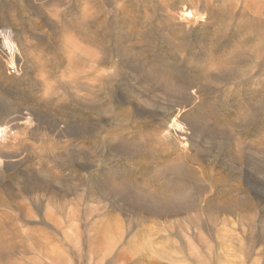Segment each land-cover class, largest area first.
Instances as JSON below:
<instances>
[{
    "label": "rangeland",
    "instance_id": "374dc122",
    "mask_svg": "<svg viewBox=\"0 0 264 264\" xmlns=\"http://www.w3.org/2000/svg\"><path fill=\"white\" fill-rule=\"evenodd\" d=\"M0 264H264V0H0Z\"/></svg>",
    "mask_w": 264,
    "mask_h": 264
},
{
    "label": "bare ground",
    "instance_id": "6f19581e",
    "mask_svg": "<svg viewBox=\"0 0 264 264\" xmlns=\"http://www.w3.org/2000/svg\"><path fill=\"white\" fill-rule=\"evenodd\" d=\"M255 2V1H254ZM250 4V3H249ZM262 5V4H261ZM236 6V5H235ZM263 6V5H262ZM255 7V6H254ZM259 7H260V5H259ZM257 10V9H256ZM258 12V11H257ZM260 14V13H259ZM258 15V14H257ZM256 15V16H257ZM261 15V14H260ZM262 17V16H261ZM211 43H212V40H211ZM212 63V62H211ZM3 136V135H2ZM164 150H162L161 152H163ZM167 151V150H166ZM165 151V152H166ZM165 152H163V153H165ZM167 153V152H166ZM170 153V152H169ZM157 158V157H156ZM200 158H199V156L197 155V154H195V155H189V154H186V152H174V153H172L171 155H166V156H164V157H161V158H157V159H155L154 161H151L150 162V164L151 165H155V161H160L161 160V162L162 163H164V164H169L170 162L172 163V164H180V165H185V167H187V168H189V169H191L190 168V165H194L195 163H197V161L199 160ZM171 169H167V168H163L161 171H162V173L163 174H166V173H168L169 171H170ZM188 170V169H187ZM192 170V169H191ZM196 171H198V170H196ZM200 175H204L203 174V172H200ZM206 181V180H205ZM180 182V181H179ZM208 182V181H207ZM183 183V185H184V182H182ZM151 185H149V187H150ZM152 187L154 188H156V190H157V192L159 193V194H164V193H167L166 191H165V189H164V187H165V185H164V187H163V185H161L160 183H157L156 182V184H152ZM181 187H182V185H181ZM184 187V186H183ZM200 187V186H199ZM213 187H215V185H214V183H213V185H210V188H211V190H212V188ZM147 188V187H146ZM147 189H149V188H147ZM152 188H150L149 190L150 191H152L151 190ZM180 189H182V188H180ZM179 189V190H180ZM155 190V189H154ZM170 190H175V188L174 189H170ZM177 190V189H176ZM167 191H168V189H167ZM181 191H183V189L181 190ZM194 191V190H193ZM156 192V191H155ZM156 192V193H157ZM170 192V191H169ZM168 192V193H169ZM215 192V191H214ZM152 193H153V191H152ZM157 193V194H158ZM153 196V195H152ZM194 196V195H193ZM215 196H216V194H215ZM212 197V196H211ZM215 198V197H214ZM217 198H218V196H217ZM162 199V198H161ZM161 199H159V200H161ZM164 199V201H165V198H163ZM200 199V198H199ZM198 199V200H199ZM163 201V200H162ZM163 201V202H164ZM165 203V202H164ZM180 205V204H179ZM186 205H187V203H186ZM173 206V205H172ZM181 206V205H180ZM178 207V206H176V207H178V209L177 208H169V209H165L163 212H162V210H161V212L163 213V215H178V214H182V213H186V212H189V211H193V210H195V207L194 206H188V207ZM184 206V205H183ZM223 206V205H222ZM168 208V207H167ZM224 209L225 210H227L228 209V207H227V205L225 204L224 205ZM223 209V210H224ZM199 212H201V213H205L206 211H207V208L204 206H199ZM160 211V210H159ZM141 212V211H140ZM144 212V211H143ZM156 212V211H155ZM226 212V211H225ZM148 213V212H147ZM157 214H159V213H157ZM161 215V214H160ZM212 218V217H211ZM211 218H209L208 219V222L207 223H209L210 221H211ZM197 226H200V224L199 223H197Z\"/></svg>",
    "mask_w": 264,
    "mask_h": 264
}]
</instances>
